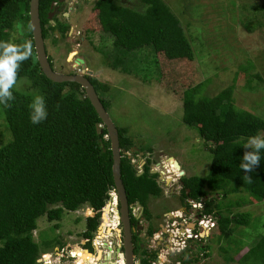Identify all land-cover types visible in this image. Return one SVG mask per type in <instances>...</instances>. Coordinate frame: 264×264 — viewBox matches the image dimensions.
Listing matches in <instances>:
<instances>
[{"label":"trees","instance_id":"trees-1","mask_svg":"<svg viewBox=\"0 0 264 264\" xmlns=\"http://www.w3.org/2000/svg\"><path fill=\"white\" fill-rule=\"evenodd\" d=\"M52 1L40 0L43 21H47ZM249 1L253 3L243 5L238 22L253 31L262 25L255 24L254 19L257 12L264 11V2ZM30 2L0 0V125L7 129L6 139L0 140V264H40L42 249L33 232L43 216L60 221L65 212L88 206L95 215L87 217L83 236L91 237L108 192L115 188L108 132L105 126L103 132L98 130L104 124L85 89L77 82L52 81L41 69L34 50ZM126 2H96L102 30L114 38L110 51L97 50L109 59L113 69L126 74L139 73L140 59L135 54L147 52L144 59H154L159 83L174 91L176 81L185 77L183 65L195 56L193 36L185 29L190 26V8L182 1L176 8L166 0H137L135 6ZM198 8L192 7V12ZM25 78L32 81L37 95L15 86ZM192 78L194 85L179 95L183 99V121L196 127L200 137L211 144L212 161L209 175L183 177L182 200H203L205 207L200 214L215 215L219 234L228 238L238 228L249 227L254 214L232 210L247 205L244 201L224 204L223 199L246 192L251 202L264 201V139L250 144L264 134V117L238 108L233 86L209 96L203 94L207 82L197 84V73H192ZM89 79L108 109L110 103L103 98L101 84ZM117 127L128 200L141 202L147 214L149 200L162 193L157 174L150 172L149 160L139 174L132 157L126 154L137 145L126 135V128ZM137 147L135 154L151 152V148ZM258 239L253 245L250 239L237 243L235 253L249 247L240 264H264V235ZM55 242L64 246L59 240L46 246ZM208 248H202L205 256L209 255ZM74 253L80 259L93 258L82 248H75ZM197 259L184 258L180 264H193Z\"/></svg>","mask_w":264,"mask_h":264},{"label":"rangeland","instance_id":"rangeland-1","mask_svg":"<svg viewBox=\"0 0 264 264\" xmlns=\"http://www.w3.org/2000/svg\"><path fill=\"white\" fill-rule=\"evenodd\" d=\"M166 1L175 8L182 1L181 4L190 8V16L187 17L190 26L185 29L187 35L193 36L195 54L192 62L183 65L185 77L176 81L174 91H169L159 83V71L154 59H144L147 52L135 54L140 59L137 62L139 73L126 74L121 70L113 69L109 59L96 50L99 47L104 50V53L108 52L113 48L114 43L113 36L102 30L98 11L95 9L96 1L86 5L80 17L79 26L75 29V33L85 31L91 32L92 35L87 34L82 46L73 43L71 37L60 38L54 41L53 45L50 42L51 53L58 72L70 74V71L79 72L83 69L85 72L88 71L87 73L92 72L91 77L101 84L103 98L110 103L107 110L114 123L126 128V135L137 146L145 150L151 148L150 155L154 161H158L160 156L165 155L166 163L167 159L172 157L182 164L181 171L184 172V177L207 176L210 173L212 161L211 144L200 137L196 127L184 123L183 99L179 95H182L186 88L194 85L192 73H197V84L207 82L204 86V95L214 96L233 86V98L237 107L264 117V11L256 14L253 8H248L250 12L252 11L251 13L254 12L257 15L258 21L254 19V23L262 24L253 31H249L243 24L239 26L238 22L243 13V5H248L251 2L249 0ZM136 2L137 0H128L126 3L135 6ZM196 6L200 8L192 12V7ZM56 44H60L59 47L53 48ZM75 51L79 52L76 57L86 59V67L78 64L74 56L70 58ZM15 86L22 91L38 94V91L32 87L30 79H21ZM1 119H3V112L0 109V124H2ZM0 131L4 133V136L0 138L3 141L6 139L7 129L4 125H0ZM263 139L264 134L252 140L250 144L259 143ZM142 157V154H139L135 158V163L143 170ZM156 168L159 173L166 171L161 165H156ZM168 179L171 180V177ZM165 183H160L163 187L162 195L149 200L150 209L159 214L156 225L161 223L165 228L175 231L172 224L175 223L180 227L184 222L183 219L196 220L200 212L191 206L193 209L188 213H179V215L175 213L182 207L179 190L176 195H169L172 183L168 182L169 185ZM179 186L180 183L177 182L176 187ZM215 196L218 199L221 198L219 195L215 194ZM240 201H244L247 205L243 204L242 207H235L232 210L234 212L251 211L254 218L249 227L238 228L228 238L219 234L217 226L211 232L200 230V240L187 241L185 244L187 247L182 252L179 251H181L180 248L183 249L184 242H173L169 248L167 247L168 234L161 236L162 240L161 238L157 240L153 236L146 243L150 249L158 252V257H161V262L156 264H180L184 258H198L193 264H240L241 256L249 247H245L241 253H235L237 243L250 239L253 245L260 235H264V201L251 202L246 192L231 194L226 200L223 199L224 204ZM172 213H175L174 217ZM94 215L90 207L85 206L77 211L65 212L60 221H49L47 216L41 217L38 220V228L33 234L35 241L42 249L41 256L43 253L51 255L46 256L49 261L45 264H60L57 253L62 247L57 242L47 247V243L59 240L66 246L80 248V241L87 229V217ZM167 216L170 219L165 223L164 219ZM212 216L213 221H216V216ZM167 224L171 225L167 227ZM206 246H209L207 256L202 250ZM229 257L232 259H228ZM40 258L39 260L42 259ZM77 260L81 262L79 256ZM70 262L72 264L75 260L64 264H70Z\"/></svg>","mask_w":264,"mask_h":264},{"label":"flooded vegetation","instance_id":"flooded-vegetation-1","mask_svg":"<svg viewBox=\"0 0 264 264\" xmlns=\"http://www.w3.org/2000/svg\"><path fill=\"white\" fill-rule=\"evenodd\" d=\"M94 1L97 2L98 0H53L51 2L50 10L46 17L47 21H43V18L40 13L46 52H47L49 61L51 63V66L55 71H58V70L56 69L55 61L52 57L51 48H50L49 43L51 42L52 43L51 45H53L54 41L56 42L58 41V39L60 40V38L65 39L66 37H71L73 43H75L76 45L82 46L86 41L87 34L89 35L91 32L86 33L85 31H83L84 33L83 32L75 33L76 31L75 29L79 26L80 17L83 15L84 8L86 7V5ZM59 45L60 44H56L54 45L53 48H58ZM98 48L99 47H97L96 50ZM34 50L36 54L35 42H34ZM78 54L79 52L75 51L70 58L74 56L75 61L78 64H81L77 61L78 58H81V57H76V55ZM82 59L84 60L85 67H86V59L85 58H82ZM80 72L83 73L82 71H79V72L70 71V74H76V73L80 74ZM87 72L84 74L89 79L91 77L92 72L91 71H89V73ZM151 152H148V151L146 153L141 152V154L143 155L142 157L143 165H145L148 160L151 161V163L149 164L150 172L152 174H157L156 179L163 193V187L161 186L160 183L166 182L165 184L169 185L168 180L164 178L163 173H159L158 169H154V167L156 164L163 166V164L166 163V158H165L166 156L165 155L160 156L161 158L158 159V161H154L151 158V155H150ZM180 166L182 169L183 167L181 163H180ZM182 179H183L182 177L174 178L175 183L173 184V181L170 182L172 184H170L171 189L169 192V195L174 196L177 194L178 192L177 190H179L178 195H179V198H181V200H182V188H183ZM177 182L180 183L179 187H176ZM110 198L111 196L109 195L107 202L110 200ZM189 200L190 199H187L186 201L182 200V207L180 208V211H176L175 213H178V215L179 213H188L189 210L192 209L191 207H188ZM128 203H129L130 224H131V231H132L131 237H132V244H133V251H134L133 264H145V262L147 261L151 262L152 264H156L159 261L161 262V259H160L161 257H158V254H157L158 252L150 249L146 243V241L153 238V236L157 239V238H161V236H164L165 234H168L169 238L167 239V242L168 244H170V246H168L167 244V247L169 248H171L173 242L182 241L185 243L187 238H192L194 240V237L187 235L186 231L188 229L191 230L193 228L197 229L195 219L194 220L191 219L189 221L183 219L184 222L181 223L180 227L176 226L175 223L172 225L167 224L166 225L167 227H169L170 225L173 226V229L175 230L173 231L170 228L169 229L165 228V226H163L161 223H158L157 225L155 224V222L159 219V214L155 213L154 210L150 209V203H148L147 214L141 202L139 201L129 202L128 200ZM111 208H113L114 210L111 211ZM107 209H108L107 215L108 216L111 215L110 224L103 225V220H104V215L106 213V209L105 210L102 209L101 216L99 219V225L97 229L95 230L93 235L89 238L82 236L83 238L80 241L79 247L82 248L84 251H87L88 255L93 256L92 260L91 259L87 260L88 264H122V263L128 264L127 259H126V255H127L126 240H125L126 229H125L123 221L121 220L120 201H118L117 207H116V202L114 203L112 201L111 205ZM116 211L118 213L117 215H116ZM175 213H172V216ZM168 214L170 213L168 212ZM176 218L178 219L179 217H176ZM168 219H170L169 216H167L166 219H164L165 223L168 221ZM178 220H180V218ZM192 225L194 226L192 227ZM195 235H198V233ZM184 243H183V248H184ZM65 246L66 245L62 246L61 249H67V259H64L62 264H64L67 261L73 260V254H75L74 253L75 248L73 246L72 247L71 246L65 247ZM61 249H59L58 251H61ZM180 249L181 251L179 252H182V248ZM45 254L47 253H43V255ZM42 256L41 258L46 257V255L43 257ZM77 258L78 256L75 255V258H74L75 262L77 261ZM40 264H43V263L40 262Z\"/></svg>","mask_w":264,"mask_h":264},{"label":"water","instance_id":"water-1","mask_svg":"<svg viewBox=\"0 0 264 264\" xmlns=\"http://www.w3.org/2000/svg\"><path fill=\"white\" fill-rule=\"evenodd\" d=\"M30 18H31V28L33 32V38L35 42V49L38 61L40 63L41 69L44 74L51 79L52 81L63 83V82H77L81 84V86L85 89L87 97L90 99L92 105L96 109L100 118L103 121V126L106 127L110 143L111 150L113 153V177L116 192L121 203V220L124 223L126 229V259L128 264H133V244H132V231L130 224V211H129V203L126 192V187L124 185L122 174H121V161H122V149L120 146V137L119 130L117 125L114 123L112 118L110 117L108 110L103 104L100 95L98 94L96 88L92 84V82L84 75L81 74H65L58 71H55L51 63L49 61L45 41L43 37V29L41 25L40 18V0H31L30 2ZM78 62L84 64L83 59H78ZM85 67V65H84ZM98 130L103 132L102 126H98ZM175 167L178 169L181 168L179 162L175 160ZM184 173L183 171L181 172ZM194 225H192L193 227Z\"/></svg>","mask_w":264,"mask_h":264},{"label":"clouds","instance_id":"clouds-1","mask_svg":"<svg viewBox=\"0 0 264 264\" xmlns=\"http://www.w3.org/2000/svg\"><path fill=\"white\" fill-rule=\"evenodd\" d=\"M38 59V58H37ZM79 59V58H78ZM78 59H77V61H78ZM80 59H82V58H80ZM80 63V62H79ZM82 64V63H81ZM82 65H85V63L84 64H82ZM83 73H80L81 75H84L85 76V74L84 73H86L85 72V70H83L82 71ZM76 74H78V73H76ZM99 126H102V128H103V125H99ZM107 138H109V135H107L106 136ZM135 151H138V147H135L133 150H130V151H127L126 152V154H129L130 155V157H132V162L135 164V166H136V169H138L139 170V174H141L142 172H143V170L142 169H140V168H138V166L136 165V163H135V158L139 155V154H141V152L140 153H138V154H135L134 152ZM123 152V151H122ZM133 153L135 154V155H133ZM143 156V155H142ZM180 164V163H179ZM143 165V164H142ZM156 165H159V164H156ZM156 165H155V167H154V169L156 168ZM144 168V167H143ZM163 168L166 170L165 172H166V174H165V172H161V173H163V175H164V178L165 179H167V180H170V179H168V177H171V180H170V182H172L173 180H174V178H176V177H184L183 176V174L182 175H180L179 173H178V171L179 170H177V169H175L174 167H172V165L169 163V162H167V163H165V164H163ZM156 169H158V168H156ZM142 170V171H141ZM180 170H182L181 168H180ZM168 171H170V173L168 172ZM182 172V171H181ZM177 175V176H176ZM166 181V180H165ZM113 189H115L116 190V188H113ZM111 191V190H110ZM110 191L108 192V193H110ZM110 195V194H109ZM118 196V195H117ZM118 201H119V198H118ZM107 203V202H106ZM106 205V204H105ZM188 206L189 207H193V208H196L197 210L196 211H198V212H200V211H203V209H204V207H205V204H204V202H203V200L202 201H195V200H193V199H190L189 200V204H188ZM105 207V206H104ZM192 208V209H193ZM92 211V210H91ZM212 215H199L198 216V218L196 219V225H197V229L196 228H193V229H188L187 231H186V234L188 235V234H191L193 237H194V235L195 234H197L198 233V235H197V237H194V240H198L199 239V234H201L199 231L200 230H208L209 232H211L213 229H214V227H216L217 226V221H213V219H212ZM214 218V217H213ZM205 220V221H212V222H214V225L211 227V228H209V229H203V226L200 224V222H201V220ZM194 230V231H193ZM189 240H193L192 238H187L186 239V242L184 243V248L182 249V251L187 247V245H186V247H185V244L187 243V241L189 242ZM199 241V240H198Z\"/></svg>","mask_w":264,"mask_h":264},{"label":"built area","instance_id":"built-area-1","mask_svg":"<svg viewBox=\"0 0 264 264\" xmlns=\"http://www.w3.org/2000/svg\"><path fill=\"white\" fill-rule=\"evenodd\" d=\"M110 196H111V198H110V200L106 203V205H105V207H103V210H105V209H107V208H109V206L111 205V202L113 201L114 203L116 202V207H117V205H118V196H117V192H116V190L115 189H111V191H110ZM112 210H114L113 208H111V211ZM118 213H117V211H116V215H117ZM200 224L203 226V229H209V228H211L213 225H214V222H212V221H205L204 219L203 220H201V222H200ZM189 236H192L191 234H188ZM194 237H197V235H194ZM67 251H66V249H61V251H59L58 253H57V258L59 259V262H60V264H62L63 263V261H64V259H67V253H66ZM46 256H49L50 254H45ZM45 255H43V256H45ZM51 256V255H50ZM75 258V255L73 254V259ZM48 258L47 257H43L41 260H39V262H44L43 264H45V262L46 261H49V259L47 260ZM73 264H83V263H81V262H79L78 260L75 262V263H73Z\"/></svg>","mask_w":264,"mask_h":264},{"label":"bare ground","instance_id":"bare-ground-1","mask_svg":"<svg viewBox=\"0 0 264 264\" xmlns=\"http://www.w3.org/2000/svg\"><path fill=\"white\" fill-rule=\"evenodd\" d=\"M167 161L172 165V167H174L175 169H177V170H179V173H180V175H182V173L180 172L181 170L180 169H178V167H175L176 165H175V159H173L172 157L171 158H168L167 159ZM169 172V171H168ZM170 173V172H169ZM165 174H166V172H165ZM168 182H170V180H168ZM107 212H108V209H106V213H105V221L103 222V225H109L110 224V216H108L107 215ZM81 260V262L84 264V263H86V264H88V262H87V259H80ZM88 260H90V259H88ZM92 260V259H91ZM123 264V263H122Z\"/></svg>","mask_w":264,"mask_h":264}]
</instances>
